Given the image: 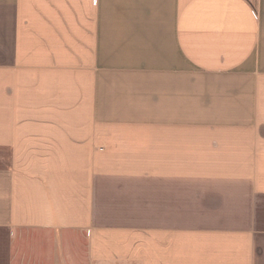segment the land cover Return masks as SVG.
I'll return each mask as SVG.
<instances>
[{
  "label": "crops",
  "instance_id": "0c3cea01",
  "mask_svg": "<svg viewBox=\"0 0 264 264\" xmlns=\"http://www.w3.org/2000/svg\"><path fill=\"white\" fill-rule=\"evenodd\" d=\"M0 264H264V0H0Z\"/></svg>",
  "mask_w": 264,
  "mask_h": 264
}]
</instances>
